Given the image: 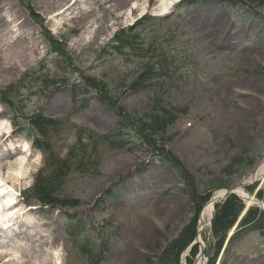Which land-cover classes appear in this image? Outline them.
<instances>
[{
    "label": "rangeland",
    "instance_id": "rangeland-1",
    "mask_svg": "<svg viewBox=\"0 0 264 264\" xmlns=\"http://www.w3.org/2000/svg\"><path fill=\"white\" fill-rule=\"evenodd\" d=\"M180 1L0 0V201L12 192L19 209L7 238L0 224V248H20L18 260L0 256V264H160L193 218L190 192L234 186L263 158L264 4ZM145 14L157 17L130 32ZM118 31L136 39L137 54L109 48ZM142 71L148 84L131 90ZM171 107L173 123L153 135L154 146L142 143L132 120ZM35 114L57 118L39 137L43 146L34 142ZM159 146L196 186L182 183ZM21 155L24 172L14 180L8 174ZM61 159L56 195L76 203L44 207L34 180ZM261 190L264 180L246 192ZM226 236L216 254L205 221V264H264V228L232 244ZM199 249H184L178 264H196Z\"/></svg>",
    "mask_w": 264,
    "mask_h": 264
},
{
    "label": "trees",
    "instance_id": "trees-1",
    "mask_svg": "<svg viewBox=\"0 0 264 264\" xmlns=\"http://www.w3.org/2000/svg\"><path fill=\"white\" fill-rule=\"evenodd\" d=\"M260 3H264V0H258ZM140 23L138 24V26ZM138 27L135 26L133 28H130L129 31L133 32ZM126 31H120L116 38H115V46L112 47V49H115L117 51H122L126 47H131L134 50H139L137 47V43L133 40H131L130 36H126ZM133 35L137 36L138 34ZM146 71L142 72L140 76L130 83L129 88L131 90H136L143 88L147 84V79L145 78ZM74 91V90H73ZM121 112V111H120ZM119 116V111L117 113ZM122 119V117H120ZM125 119V118H123ZM175 119V116L171 111L163 110L162 114H156L151 117H138L135 121V119L132 120V123L134 124L135 131L137 133L138 139L146 144L154 146L153 143V135H159L165 131V129L173 123ZM122 121V120H121ZM127 123V122H126ZM32 127L36 129V133L40 135L41 137H45L47 133L45 132V129L47 131V128L52 127L56 124V121L43 118L40 114L35 115L32 119ZM125 124V123H124ZM35 142L37 145H42L43 142L35 138ZM158 148V155H160L164 160L174 167L177 172L180 174L183 183H191L196 186V180H194L191 176L187 174L185 171L184 166L181 164L180 160L175 157L171 152L166 151L162 148V146H159ZM164 156H163V155ZM233 161H238V158L234 159ZM60 162L67 163L66 160H59L56 162L57 164L54 166L50 163L53 168L46 174L45 177H43V174H39L36 176L35 183L32 187L36 199L43 205H51L57 202H62L57 198L56 190L58 188V185L61 184L62 178L56 174L57 168L54 169V167H59ZM71 165V164H69ZM43 177V178H42ZM208 194L200 195L195 190H192L189 194L192 202L194 203L195 211L197 212L201 207V202H203L207 198ZM259 198H264L263 191L258 192ZM201 201V202H199ZM73 202V203H72ZM74 201H64V205L67 204H74ZM243 208V205L241 201L234 195L228 196L224 201L218 203L215 205V211L212 218V232L215 234V237H217V247L215 250V253L217 254L222 242L224 241V238L226 236V231L233 225L235 220L237 219L239 213L241 212ZM195 227H196V216H194L190 222L182 229L180 234L177 238H175L169 246L162 252V254L159 257L160 264H169V259L175 258L176 264H178L180 253L186 248V246L192 241L194 235H195ZM241 229H239L229 240V244H232L235 237H238L243 232H247L250 229L253 228H264V213L261 212L258 208H249L247 211V214L244 216V218L241 220ZM247 230V231H246ZM192 250L195 252L197 250V246H194Z\"/></svg>",
    "mask_w": 264,
    "mask_h": 264
},
{
    "label": "bare ground",
    "instance_id": "bare-ground-1",
    "mask_svg": "<svg viewBox=\"0 0 264 264\" xmlns=\"http://www.w3.org/2000/svg\"><path fill=\"white\" fill-rule=\"evenodd\" d=\"M165 4V3H164ZM145 8L146 7H141L139 8L140 12L143 13L145 11ZM162 11L166 10L165 8V5L162 6ZM226 97L228 98L229 97V94L227 93ZM238 114H239V118L242 122H245L244 120L247 121L248 117L245 116V114H243L242 110L238 111ZM97 121V118L95 119ZM238 133V132H236ZM24 148H26L24 146ZM25 156L21 155L19 158H16L15 160V163H14V168H12L9 172V176L11 178H13L14 180L18 179L20 175H22V172L23 171V163L25 161ZM12 167V166H11ZM251 173H254V176L256 178V181L257 180H260L262 181L264 179V160H260V162L258 163V165L255 167V169L251 172ZM249 176V175H248ZM246 179H243L242 181H240V183H238L235 187L237 188L236 189V193L240 195V197L243 198V200L245 201L246 204H248L251 200H253L251 198V195H249L247 192H246V189L244 188V186L242 184L244 183H249L252 181V178L251 177H248ZM1 181V180H0ZM246 186V185H245ZM5 186H1L0 185V192H3L5 190ZM224 194V189H219L217 190L214 195L215 197L214 198H217V197H220ZM14 197H13V194L12 192H7V193H4V199H2V201H0V224L2 225L3 227V233L5 234V238H7V236L9 235V233L12 232V230L9 228L10 225H13V220H17L16 218V215L18 216V212H19V209L17 208H14L12 207V201H13ZM3 203V204H2ZM1 204H2V207L5 206V208H2L1 207ZM260 205L263 207L264 209V203L261 204L260 202ZM160 206V205H158ZM160 208V207H159ZM212 212V204L209 203L203 213H202V219L203 217H209L210 214ZM159 216L161 214H158ZM162 216V215H161ZM203 227V223L202 221L200 220L199 221V228ZM10 231V232H9ZM143 231V230H142ZM143 232H146L143 231ZM231 232V229L229 230V233ZM144 234V233H143ZM9 242V240L7 241ZM11 244V243H10ZM4 245V244H3ZM12 245V244H11ZM8 245H4V247L6 248ZM9 248L8 249H11L13 252V256L17 258V260L19 259V249L18 247H10L8 246ZM1 252V251H0ZM14 257H9V258H5L6 260H4L5 262H8V261H13L14 260ZM204 260L203 259H198L196 264H203ZM59 264V263H58Z\"/></svg>",
    "mask_w": 264,
    "mask_h": 264
},
{
    "label": "water",
    "instance_id": "water-1",
    "mask_svg": "<svg viewBox=\"0 0 264 264\" xmlns=\"http://www.w3.org/2000/svg\"><path fill=\"white\" fill-rule=\"evenodd\" d=\"M250 177L252 178V181L249 182V183H244V184H242L243 186L248 185V184H250V183H252V182H254V181L256 180V178H255V176H254V173H252ZM236 189H237L236 187H228V188H225V190H224V194L222 195V197L225 196V195H227V194H236V192H235ZM217 198H218V197H217ZM217 198H214V196H211L210 199L207 201V203L210 202V201H211V202H212V201H215ZM252 202L256 203V205H257L258 207H260L262 210H264L263 207L260 205V201H258L257 199H256V200L253 199ZM261 204H262V202H261ZM197 240H198V235H196V237H195V242H196Z\"/></svg>",
    "mask_w": 264,
    "mask_h": 264
}]
</instances>
